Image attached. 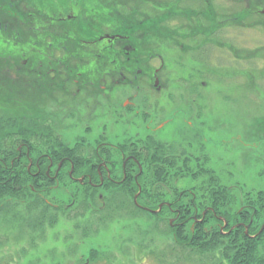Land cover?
<instances>
[{
  "label": "rangeland",
  "instance_id": "obj_1",
  "mask_svg": "<svg viewBox=\"0 0 264 264\" xmlns=\"http://www.w3.org/2000/svg\"><path fill=\"white\" fill-rule=\"evenodd\" d=\"M82 2L86 8L84 6L79 23L83 26L110 34L122 32V29L126 28L124 33H119L125 36V41L116 43L109 52L110 72L107 82L111 88L123 89L126 95H122L120 91L121 94L116 96L114 104L109 107V129H97L91 121L79 124L77 130L70 129L65 132L69 139L74 138L73 142L69 141V146L82 138L94 142L104 131L110 135L112 132H120L121 127L116 128L114 125L121 124L124 118L133 121L141 119L145 126L147 124L149 132H161L162 139L172 140L175 138L173 134L176 135V130L180 127L171 116V112L175 113L172 110L174 107H167L164 97L172 93L177 106L183 107V98L186 100L187 93L197 91L193 97L199 93L203 94L207 110L213 114L221 111L223 122L233 124V131L237 136L248 130L250 140L244 142L246 148L237 142L233 147L234 153L218 156L211 151L210 160L213 159L211 165L214 170H218L215 164L217 157L228 163L223 174L216 171L220 175V184L232 186L233 189L234 186H238L240 190L244 189L241 192L233 190L235 205L239 206L241 200L246 197L253 201L254 208H257L258 195H264V13L259 8L260 12L249 18L246 12L254 4L264 8V0ZM129 28H135L136 32L128 33ZM152 33L157 36V40L151 39ZM182 33H186L185 38H182ZM130 34L132 38L129 37ZM174 35L178 40L172 42ZM197 41L199 44L193 49L192 43ZM135 48H139L137 53ZM90 60L91 58H88L89 62ZM192 60L198 63H193ZM184 66L202 70L208 82L206 87H191L187 91L182 79ZM93 69L92 63L79 67L78 73H82V76L77 78L79 89H84L82 92L87 93L92 102L97 100L92 90L96 93L99 88L91 89L88 84L85 87L86 83L81 80H89L94 74ZM153 75H156L158 80L156 85ZM99 84L100 82L96 86L99 87ZM72 89L77 91L76 87ZM48 93L52 99H47L44 105H36L30 114L27 111L10 114L7 110H0V140L22 137V133L17 135L15 132L22 130L38 138L41 135L38 128L43 126L53 129L57 134L60 133L62 140L66 142L68 138L65 139L63 129L58 128L54 120L53 112H60L56 106L59 104V94L57 91ZM32 113H43L42 118ZM50 114L53 118L48 121L46 119ZM28 116L36 119H27ZM36 120L39 122L33 123ZM194 122L197 123L196 120ZM228 149L229 147H226L225 151ZM209 176H198L200 178H195V183L189 185L183 183L189 179L183 182L173 181L172 185L178 188H192L203 180L209 182L210 180L206 179ZM74 189L81 191L84 188L82 189L78 182L72 181L65 185L60 183L58 188L52 191L51 197L65 205L66 211L56 217L52 225L43 215L42 227L35 231L28 227L26 215H23L22 220H19L20 215H13L14 210L18 212L20 207L26 209L25 207L13 203L0 206V264H176L171 253L170 229L175 228L170 226L168 220L171 214L168 215L165 211L161 217L156 218L147 212L139 211L135 218L117 217L98 229L96 216L90 221L75 218L80 211L77 206L81 199L72 198ZM106 191L94 192L97 206L104 207L100 212L103 217L108 213L111 216L120 204L119 197L115 196L106 205ZM108 193L118 192L113 190ZM132 194L130 199L139 194L138 190L136 192L134 189ZM162 198L163 201H169L165 195ZM9 205L11 207H8ZM146 220L152 222L151 229L145 224ZM212 223L215 225L213 220ZM143 236H147L145 238L151 241L147 243V247L142 246ZM147 251L154 253L148 254Z\"/></svg>",
  "mask_w": 264,
  "mask_h": 264
},
{
  "label": "flooded vegetation",
  "instance_id": "obj_2",
  "mask_svg": "<svg viewBox=\"0 0 264 264\" xmlns=\"http://www.w3.org/2000/svg\"><path fill=\"white\" fill-rule=\"evenodd\" d=\"M262 4L264 5V2ZM84 6L82 0H0V110H7L6 112L10 114L26 111L30 114L36 105H44L47 99H52L48 92L57 91L59 104L56 106L60 112H53L54 120L58 128L63 129L65 139L68 138L65 135L67 130H77L79 124L90 121L97 129L100 127L109 129L108 119L111 117L109 107L114 104L116 96L121 94L120 91L122 95H126L123 89L117 90L107 85L110 72L109 52L116 43L125 41V36L119 33H124L126 28H123L122 32L110 34L107 31L99 32L89 26H83L79 21L82 18ZM259 8L264 13V8L254 4L246 12L247 17L250 18L260 12ZM130 31L136 32L135 28H129L128 33H131ZM152 34L151 39L157 40V36ZM131 35H129L130 38H132ZM185 35L186 33H182V38H185ZM177 38L174 35L171 38L172 42L177 41ZM192 44L194 49L199 41ZM138 50L139 48H135L136 53ZM88 58H91L90 62ZM192 62L198 63L193 60ZM90 63L93 64L94 74L89 77V80H81V82L86 83L85 87L88 84L91 89L99 88L97 94L92 90L97 96V100L93 102L88 99L87 93L82 92L84 89H79L77 79L82 76V73H78V68ZM182 73L183 86L187 91L191 87L203 88L208 84L202 70L184 66ZM153 78L156 85L158 83L156 75H153ZM98 82H100L99 87L96 86ZM73 87H76L77 91H74ZM130 91L127 90V92ZM195 93L197 91L187 93L186 100L183 98V107L177 106L172 93L164 97L166 106L174 107L172 110L175 113L171 112V116L180 127L176 130L178 133L173 134L175 138L172 140L162 139L161 132L153 130L149 132L147 124L145 126L141 119L133 121L124 118L121 124L114 125L116 128L121 127L120 132H112L110 135L109 132L104 131L95 138L96 140L94 139V142L82 138L69 146V141L73 142L74 138H68L64 142L60 133L57 134L53 129L41 126L38 128L41 133L38 138L24 133V130L15 131L17 135L22 133V137L2 138L0 146L12 144L17 148V155L10 160L12 168L15 160L17 162L23 160L21 170L18 166L16 168L18 173L16 176L30 175L33 178L47 176L55 180L52 186L54 190L60 185L58 180L61 178L60 175H67L69 179L78 182L82 189L91 194L98 190L106 191L111 183L124 182L130 187L134 180L139 193L133 198V203L136 204L135 199L137 200L143 191V187L139 185L140 179H166L168 181L165 184L160 183L159 189L152 188L150 193L163 194L169 201H163V198H160L158 209H153V203L146 204L142 207L145 212L151 215L160 214L164 207H167L171 211V217L168 218L170 226L185 225L186 227L188 225L192 230L198 223L203 224L207 218L208 222L212 221L209 215L211 213L223 223L221 232L230 234L234 232L233 224L231 230L226 232L228 223L224 218L235 221L231 215L240 213L241 216L244 213L250 216V210L255 208L253 201L246 197L241 200L239 206L235 205L233 190L237 189L241 192L244 189L240 190L238 186H234L235 189H233L232 186L220 184V175L216 171L223 174L228 163L217 157L215 164L218 170H214L210 154L212 151L218 156H229L231 152L234 153L233 147L237 142L246 148L244 142L249 141L250 137L248 130L237 136L234 125L223 122L221 111L217 114L211 113L204 105L203 94L199 93L193 97ZM83 105L84 108H82ZM42 114L32 113L40 118ZM52 118L50 114L46 120L51 121ZM27 119H36V117L28 116ZM186 120L191 122L187 123ZM195 120L197 123L194 122ZM38 122L36 120L33 123ZM33 145L66 147L71 154L50 155L51 157H48L50 164L44 172V167L39 164L42 157H38L36 162L30 158ZM226 147H229L227 151H225ZM196 153L200 155L196 156ZM5 162V157L0 158L1 168L4 167ZM12 168L8 172L4 170L0 173L6 174L8 179L12 178L14 172ZM208 174L210 176L206 179H209V182L203 180L197 184L198 186H192V188H178L172 185L173 181L183 182L185 179L189 181L183 183L189 185L195 183V178L199 179L202 175ZM131 188L128 190L133 191L134 189ZM126 190L125 188L122 191L127 192ZM106 192L111 190L108 188ZM4 205L3 202L0 203V206ZM181 210L195 211L193 215L190 214L191 217L188 216L191 218V224L189 220L183 223L178 221ZM232 210L235 211L232 212ZM217 211L222 212V215L225 214L224 218L217 216ZM240 223L244 226L245 234H248L249 225L243 221ZM215 224L220 226L219 223L215 222ZM261 230H264V224Z\"/></svg>",
  "mask_w": 264,
  "mask_h": 264
},
{
  "label": "trees",
  "instance_id": "obj_3",
  "mask_svg": "<svg viewBox=\"0 0 264 264\" xmlns=\"http://www.w3.org/2000/svg\"><path fill=\"white\" fill-rule=\"evenodd\" d=\"M59 150L64 152H58ZM64 153H67V155L71 154L68 148H59L46 145L37 146L31 148L30 158L36 162L38 157H42L39 161V164L40 166L44 167L43 171L46 172L50 164L48 157H51L50 155L59 156ZM16 155L17 148L12 146V144L0 146V158H6V162L3 164V166L6 168L0 167V172L4 170L5 172H8L9 169L12 168L10 160ZM22 161L23 160L17 162L15 160L14 166L12 168L14 171L13 177L9 178L12 180L9 181L6 174L0 173V175H3L0 176V203L3 202L5 205H8L7 203H13L25 207L26 209L20 207L18 212L14 210L13 215H20L19 220H22L24 217L23 215H26L25 221L28 223V227L31 231H35L42 227L41 219L43 215H45V219L47 221L49 219L48 222L52 225L55 223L54 221L56 217L58 218L59 216L63 215L65 213L64 211L66 210H64L65 205L60 204L51 197V193L54 190L52 186L55 184V180H51L47 176L44 178H33L30 175L26 177H20V175L16 176L18 174L16 172V168L18 166L19 170H21V164L23 163ZM60 177L61 178L58 180L62 185H65L67 182H72V180L69 179L67 175H60ZM167 181L168 180L166 179L155 178L140 179L139 185L143 187V191L137 199V205L133 203V199H130L133 195L132 190H128V188L132 187L137 192L138 187L134 180L132 181L130 187L124 182L121 184L111 183L108 188L111 190V192L114 190V192L118 193L109 194L106 192L104 195L106 196V205L107 203L109 204L110 200L115 196L119 197L120 204L116 210L113 211L111 216H109L110 213H108L104 217L100 214V212L104 210V207L97 206L95 201L96 198L93 193L91 194L85 189L81 191L74 189L72 191L73 197H71L76 200L81 199L77 206V209L79 208L80 211L75 216V218L77 217L78 220L85 219L86 221H90L92 218L95 219L96 216V219H98L96 220L98 221L96 226L99 229L117 217L127 216L135 218L137 216V212L140 211L139 213H141L144 211L142 207L146 204L153 203V207L158 209L159 199L164 195L151 194L150 191L152 188L159 189V184H165ZM125 188L127 189V194L122 191L125 190ZM256 202H258L257 208L250 210V216L245 215L244 213L241 216L240 213L234 216L231 215L235 221H231L230 218H224L223 215L225 214L222 215V212L217 211V216H222L228 223V227L225 230L226 232L231 230L233 224L234 229L232 231L234 232H231L230 234L221 232L220 228L223 226V223L217 220L211 213L209 214L210 218L214 222L219 223L220 226L216 224L214 225L213 223L211 224L212 221L208 222L207 218L203 224L198 223L195 225L193 230L188 225L186 227L185 225H179L175 228H171V253L174 262H176V264H264V230H261L264 224V195H258ZM8 207L11 206L9 205ZM12 208L15 209V207ZM165 211L171 214L170 209L164 207L160 214H154L153 216L159 218ZM180 212L181 216L178 221L183 223L186 220H189L188 222L191 224V218H188V216L190 214L193 215L195 211L181 210ZM241 221L249 225L248 234H245L243 230L244 226L241 225L242 223H240ZM145 224L149 225L151 229L152 222L150 220H146ZM168 228H170V226ZM145 237L147 236H143L141 239L143 247H147V243L151 242ZM261 248H263V250ZM147 253L151 254L154 253V251H147Z\"/></svg>",
  "mask_w": 264,
  "mask_h": 264
}]
</instances>
